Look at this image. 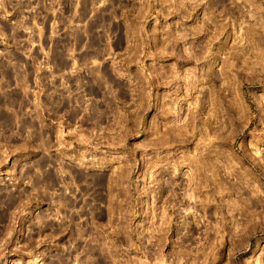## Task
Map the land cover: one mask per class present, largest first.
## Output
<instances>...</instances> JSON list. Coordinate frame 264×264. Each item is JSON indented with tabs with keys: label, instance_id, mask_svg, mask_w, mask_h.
<instances>
[{
	"label": "rangeland",
	"instance_id": "374dc122",
	"mask_svg": "<svg viewBox=\"0 0 264 264\" xmlns=\"http://www.w3.org/2000/svg\"><path fill=\"white\" fill-rule=\"evenodd\" d=\"M0 264H264V0H0Z\"/></svg>",
	"mask_w": 264,
	"mask_h": 264
}]
</instances>
